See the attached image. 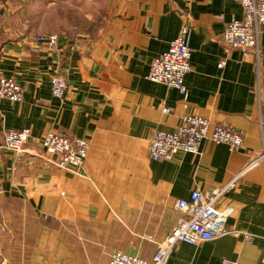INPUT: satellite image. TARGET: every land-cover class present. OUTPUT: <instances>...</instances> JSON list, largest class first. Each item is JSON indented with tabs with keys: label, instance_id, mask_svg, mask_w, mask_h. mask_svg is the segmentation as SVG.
Here are the masks:
<instances>
[{
	"label": "crops",
	"instance_id": "crops-1",
	"mask_svg": "<svg viewBox=\"0 0 264 264\" xmlns=\"http://www.w3.org/2000/svg\"><path fill=\"white\" fill-rule=\"evenodd\" d=\"M65 3L66 24L49 31L31 23L26 7L9 3L0 14V79L12 77L23 89L20 103L0 99V147L5 131L31 133L21 161L0 149V257L9 264H108L121 252L149 261L154 242L179 218L176 201L225 186L257 161L216 203L233 209L226 227L239 234L178 244L167 264H264V158L257 160L264 153V31L257 53L224 54V28L242 18L237 0ZM182 26L192 69L185 108L176 90L146 79ZM38 35L59 38L50 51L34 42ZM54 66L66 74L63 101L50 93ZM187 114L227 124L244 135L243 147L230 152L206 141L199 155L151 161L150 135L174 131ZM48 131L88 143L81 177L39 158Z\"/></svg>",
	"mask_w": 264,
	"mask_h": 264
},
{
	"label": "built area",
	"instance_id": "built-area-1",
	"mask_svg": "<svg viewBox=\"0 0 264 264\" xmlns=\"http://www.w3.org/2000/svg\"><path fill=\"white\" fill-rule=\"evenodd\" d=\"M237 2L242 10V18L232 19L226 24L221 38L223 52L228 54L232 50H239L244 55L252 51L257 53L259 35L264 31V0H237ZM8 7V0H0V14L5 13ZM188 36L189 28L182 26L177 37L169 43L167 50L151 61L146 75L148 81L176 90L182 98L184 108L187 100L184 79L192 70ZM58 38L57 35H38L34 37V42L51 51ZM223 65L224 61H221L218 68H222ZM49 70L51 71L50 93L53 98L63 101L68 93L65 71L56 66ZM0 99L11 103L22 102L23 89L14 78L0 79ZM162 113L167 114L169 110L163 108ZM30 136L28 129L5 131L0 149L10 152L13 159L19 162L25 155L24 147ZM206 141L215 145H225L230 152H233L243 147L244 135L225 123L213 125L204 118L187 114L181 117L174 131H154L150 135L147 145L148 156L153 162L171 161L178 153L196 156L200 154L202 144ZM39 144L43 150L39 158L46 166L81 177L80 173L86 163L89 150L86 141L48 131L39 140ZM261 158H264V153L257 160ZM256 162L248 165L225 186L215 187L205 194L195 189L190 193L189 200L176 201L175 209L179 213V218L161 242H154L155 253L149 261L115 252L110 256L108 264H167L178 244L196 246L228 234L237 236L238 232L229 231L226 227L228 222L234 219L233 209H217L216 203ZM0 230L6 231V227L1 225ZM244 237L245 240L251 239L248 235ZM0 264L9 263L0 257Z\"/></svg>",
	"mask_w": 264,
	"mask_h": 264
},
{
	"label": "rangeland",
	"instance_id": "rangeland-1",
	"mask_svg": "<svg viewBox=\"0 0 264 264\" xmlns=\"http://www.w3.org/2000/svg\"><path fill=\"white\" fill-rule=\"evenodd\" d=\"M67 0H8L13 6L21 7L28 11L31 23L43 31L66 24Z\"/></svg>",
	"mask_w": 264,
	"mask_h": 264
}]
</instances>
